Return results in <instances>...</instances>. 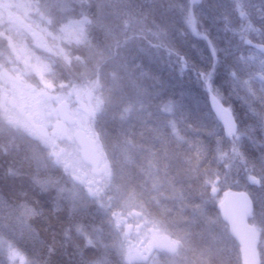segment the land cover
I'll use <instances>...</instances> for the list:
<instances>
[{
	"label": "trees",
	"instance_id": "obj_1",
	"mask_svg": "<svg viewBox=\"0 0 264 264\" xmlns=\"http://www.w3.org/2000/svg\"><path fill=\"white\" fill-rule=\"evenodd\" d=\"M20 1L28 12L20 8L18 17L42 36L47 50L37 51L34 37L4 22L0 64L7 59L24 74L20 61L12 66L14 50L23 55L24 49L47 68L48 86L74 83L96 91L105 103L96 128L114 169L110 190L120 181L133 190L154 224L180 244L177 264H241L228 230L209 229L214 220L226 228L217 206L200 214L213 199L204 170L215 171L206 175L222 193L248 192L234 186L235 151L223 158L225 131L208 96L212 90L226 98L241 80L250 93L264 95V0H202L201 6L190 0ZM213 64L209 87L203 72ZM239 116L235 111L242 124ZM253 137L264 142L262 131ZM63 173L44 147L0 119V220L27 263L123 264L107 211L92 202L71 203L61 191ZM218 235L228 242L217 244ZM169 257L155 250L146 264H168Z\"/></svg>",
	"mask_w": 264,
	"mask_h": 264
},
{
	"label": "rangeland",
	"instance_id": "obj_2",
	"mask_svg": "<svg viewBox=\"0 0 264 264\" xmlns=\"http://www.w3.org/2000/svg\"><path fill=\"white\" fill-rule=\"evenodd\" d=\"M190 1L194 6H201L202 3V0L200 4ZM25 7L28 6L20 0H0V28L4 26V22L8 23L5 27L12 24L23 30L27 36L34 37V47L37 51L47 50L42 36L18 17L20 8L21 12H28ZM22 50L23 55L20 50H14L12 66L18 65L20 61L24 74H18L7 66V59L0 64V119L3 123L20 130L47 150L52 166L64 172L67 186L61 188V191L65 192L71 203L92 202L107 211L105 212L109 215L112 241L115 242L123 264H146L155 250L163 252L164 244H168L177 252L180 244L177 245L171 238L169 231L154 224L126 183L120 181L115 184L117 189L114 192L110 190L114 169L99 142L96 128V118L105 106L104 101L96 91L89 92L84 85L72 83L60 87L48 86L44 78L47 68ZM29 63H33L34 69L26 67L25 64ZM210 92V96H214L219 102L222 101V104L225 103L232 113H240L242 124L236 121V131L230 137L224 134L226 139L221 145L219 143V149L224 153L223 158L228 155L229 150L235 151L231 158L236 163L234 186H242L248 190L245 193L253 199L255 213L251 224L258 234L260 256L264 264V142L255 141L254 134H249V126L254 123H245V120L257 121L249 111V103L253 102V99L243 80L234 82L226 98L219 92ZM232 102L237 108H234ZM166 110L171 113L173 108L168 106ZM172 127L174 128V125ZM256 129L260 131L259 127ZM83 137L98 143V154L101 157L99 166L88 163L81 155ZM214 172L204 170V186L213 199L209 198L210 200L204 202L200 210L201 215L211 206H217L219 197L222 196V192L217 188V181L211 180L215 176ZM206 173L213 174L212 178L207 177ZM123 179L124 177L119 180ZM209 224L213 226L209 229L214 228L219 234L227 229L217 220ZM11 232L10 227L0 220V264H28L7 238ZM225 241L226 235H218L217 244H223ZM229 246L232 248L230 241ZM12 253H16L14 260ZM168 255V264H177V259H174L177 256Z\"/></svg>",
	"mask_w": 264,
	"mask_h": 264
},
{
	"label": "water",
	"instance_id": "obj_3",
	"mask_svg": "<svg viewBox=\"0 0 264 264\" xmlns=\"http://www.w3.org/2000/svg\"><path fill=\"white\" fill-rule=\"evenodd\" d=\"M192 1L196 3L199 0ZM208 102L213 115L225 129L227 137H230L234 131H230L224 115L217 111L220 102L214 96H209ZM232 123L236 126L235 119ZM218 209L222 222L228 227L230 237L241 250V264H261L257 232L250 224L254 213V204L250 196L245 192L228 191L219 203ZM164 251L169 253L170 246L166 245Z\"/></svg>",
	"mask_w": 264,
	"mask_h": 264
},
{
	"label": "snow or ice",
	"instance_id": "obj_4",
	"mask_svg": "<svg viewBox=\"0 0 264 264\" xmlns=\"http://www.w3.org/2000/svg\"><path fill=\"white\" fill-rule=\"evenodd\" d=\"M215 75H216V65L215 64L209 67V69L206 72H203L204 82L208 84L209 87H211L210 81L214 79ZM250 95L253 97V102L249 103V111L251 112L253 116L257 118L260 131L264 132V110L258 111L254 104L255 100H259L262 105V109H264V95L257 96L255 92H251ZM217 111L224 115L225 123L229 125L230 131H235L236 126L234 123H232V121L234 120V113H231L230 109H228L226 106L222 104V101L221 103L218 104ZM255 131H256V126L250 125L249 134L250 135L254 134ZM15 257H16V253H12L13 260L15 259Z\"/></svg>",
	"mask_w": 264,
	"mask_h": 264
},
{
	"label": "flooded vegetation",
	"instance_id": "obj_5",
	"mask_svg": "<svg viewBox=\"0 0 264 264\" xmlns=\"http://www.w3.org/2000/svg\"><path fill=\"white\" fill-rule=\"evenodd\" d=\"M47 137V136H45ZM95 140V139H94ZM83 148L81 150V155L89 163H92L93 166H99L101 164V157L98 154L97 142L91 141L87 137L82 138Z\"/></svg>",
	"mask_w": 264,
	"mask_h": 264
}]
</instances>
